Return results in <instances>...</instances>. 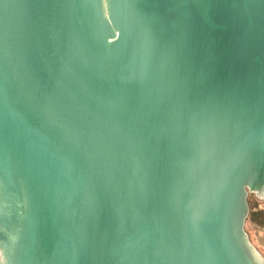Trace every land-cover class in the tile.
Listing matches in <instances>:
<instances>
[{"label":"water","instance_id":"1","mask_svg":"<svg viewBox=\"0 0 264 264\" xmlns=\"http://www.w3.org/2000/svg\"><path fill=\"white\" fill-rule=\"evenodd\" d=\"M264 0H0V264H264Z\"/></svg>","mask_w":264,"mask_h":264},{"label":"rangeland","instance_id":"2","mask_svg":"<svg viewBox=\"0 0 264 264\" xmlns=\"http://www.w3.org/2000/svg\"><path fill=\"white\" fill-rule=\"evenodd\" d=\"M249 201L251 220L246 221V232L251 244L264 258V196L250 194Z\"/></svg>","mask_w":264,"mask_h":264},{"label":"trees","instance_id":"3","mask_svg":"<svg viewBox=\"0 0 264 264\" xmlns=\"http://www.w3.org/2000/svg\"><path fill=\"white\" fill-rule=\"evenodd\" d=\"M248 201H249V198H248ZM249 204H250V201H249ZM251 205V204H250ZM251 220V215H249V218L247 220ZM253 221V220H252Z\"/></svg>","mask_w":264,"mask_h":264}]
</instances>
